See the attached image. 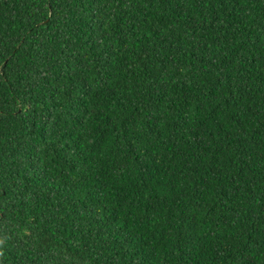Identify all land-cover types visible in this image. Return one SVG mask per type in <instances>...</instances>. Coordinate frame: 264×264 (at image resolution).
Segmentation results:
<instances>
[{"label":"trees","instance_id":"1","mask_svg":"<svg viewBox=\"0 0 264 264\" xmlns=\"http://www.w3.org/2000/svg\"><path fill=\"white\" fill-rule=\"evenodd\" d=\"M0 264H264V0H0Z\"/></svg>","mask_w":264,"mask_h":264}]
</instances>
